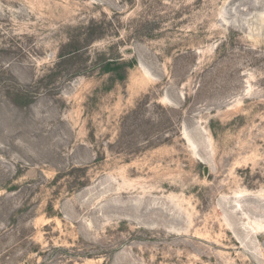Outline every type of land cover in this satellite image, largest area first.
<instances>
[{"label": "rangeland", "instance_id": "obj_1", "mask_svg": "<svg viewBox=\"0 0 264 264\" xmlns=\"http://www.w3.org/2000/svg\"><path fill=\"white\" fill-rule=\"evenodd\" d=\"M0 264H264V0H0Z\"/></svg>", "mask_w": 264, "mask_h": 264}, {"label": "trees", "instance_id": "obj_2", "mask_svg": "<svg viewBox=\"0 0 264 264\" xmlns=\"http://www.w3.org/2000/svg\"><path fill=\"white\" fill-rule=\"evenodd\" d=\"M94 23L95 22L89 23L87 26L83 27L82 32L79 35H74L69 38V42L65 44L59 53L58 61L51 69V77L62 76L65 74V76L71 78L75 75L85 74L90 65L86 63L87 59L83 58V49L102 37V35L97 33L99 26L95 27ZM76 43H80V45H76ZM93 67L98 69L99 73L109 76L110 84L106 83L104 90H109L116 82L123 81L130 69V66H128L120 57L107 58L105 56L97 58ZM13 102L18 106L26 107L31 104L32 97L29 96V94L22 92L21 94H17V99ZM138 113L139 112L136 108L131 114L125 117V122L131 117L137 118ZM150 132L151 130L146 131V136H148ZM146 140L149 139L147 138Z\"/></svg>", "mask_w": 264, "mask_h": 264}]
</instances>
